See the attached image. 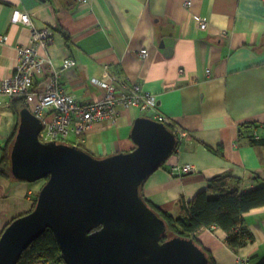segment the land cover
Segmentation results:
<instances>
[{"label": "crops", "instance_id": "0c3cea01", "mask_svg": "<svg viewBox=\"0 0 264 264\" xmlns=\"http://www.w3.org/2000/svg\"><path fill=\"white\" fill-rule=\"evenodd\" d=\"M16 12L27 13L32 26L14 22ZM201 20L208 22L206 30ZM46 29L54 32V41L36 45L51 62L35 79L36 87H45L64 60L73 59L77 66L64 71L60 81L67 94L94 103L105 94L94 79L113 75L127 87L139 83L157 97V109L174 131H182L177 152L143 185L154 206L177 216L182 198L193 201L213 177L226 172L241 179L243 193L264 186V143L247 139L248 134L264 139V0H0V82L13 75L19 46ZM16 109L0 95V161L17 134L24 109ZM118 110L116 121L96 122L82 139L71 134L69 142L82 143L98 158L130 152L136 146L133 125L143 115L136 107ZM245 124L258 129L244 127L241 136ZM186 164L195 171L174 172ZM45 183L0 174V235L31 212ZM244 217L255 241L238 252L219 227L197 233L216 264H238L240 255L250 264L264 262V206Z\"/></svg>", "mask_w": 264, "mask_h": 264}, {"label": "water", "instance_id": "95a60500", "mask_svg": "<svg viewBox=\"0 0 264 264\" xmlns=\"http://www.w3.org/2000/svg\"><path fill=\"white\" fill-rule=\"evenodd\" d=\"M42 129L29 109L21 111L11 173L18 181L46 183L35 208L1 235L0 264H18L47 229L54 232L65 264H210L193 238L161 242L167 224L140 193L175 153L178 133L139 117L131 132L135 148L98 158L76 145L42 143Z\"/></svg>", "mask_w": 264, "mask_h": 264}, {"label": "built area", "instance_id": "2783aa9c", "mask_svg": "<svg viewBox=\"0 0 264 264\" xmlns=\"http://www.w3.org/2000/svg\"><path fill=\"white\" fill-rule=\"evenodd\" d=\"M191 2H187L190 5ZM13 21L25 26H32L27 13L16 12ZM200 28L206 30L208 22L200 21ZM54 41V32L51 30L34 31L31 44L19 46V59L14 73L0 82V95L11 100L25 97L31 106V112L42 121L43 129L39 134L42 143H66L71 134L80 139L96 122L116 121L119 115V106L136 107L141 115L159 123L169 124L168 118L158 111L157 97L145 91L141 84L136 83L127 87L117 76H107L104 79H94L93 83L102 87L104 96L94 103H81L74 96L67 94L61 87L60 81L64 71L77 66L73 59H66L62 68L55 70L48 79L45 87H36L35 79L41 76L44 67L50 60L41 57L36 43L48 47ZM142 58L146 57L147 50L140 51ZM183 136L182 131L177 132ZM195 171V166L186 164L174 169L176 174H185ZM238 264H250L249 258L240 255Z\"/></svg>", "mask_w": 264, "mask_h": 264}, {"label": "trees", "instance_id": "16d2710c", "mask_svg": "<svg viewBox=\"0 0 264 264\" xmlns=\"http://www.w3.org/2000/svg\"><path fill=\"white\" fill-rule=\"evenodd\" d=\"M12 102L15 103L17 109L20 108V110L16 109L17 112H20L28 106L25 97L12 100ZM167 127L170 131L174 132L171 125L167 124ZM244 127L247 128L249 132H251V129H258V126L255 124H245L241 127V136H243ZM15 135L16 131L3 150V156L0 161V174L5 178L15 179L11 173L10 157V148ZM247 139L254 145H261L264 143V139L257 140L253 135L249 134ZM68 143L74 145L73 142L68 141ZM77 146L90 153L85 149L82 143L77 144ZM178 147L175 152H177ZM210 150L214 151L213 149ZM217 153L219 155L222 154L220 149ZM90 154L93 155L92 153ZM142 189L143 186L141 187L140 193L145 202L159 217L164 219L167 224V231L161 242L174 237L193 238L194 241L202 247V244L197 238V233L212 227H219L228 233L227 243L235 252H238L241 248L255 241L253 233L245 224L244 215L252 209L264 206V186L254 191L243 193L241 192V179L235 177L230 172L219 174L209 181L208 189L196 195L193 201L187 202L182 198L179 201L180 211L177 216L162 207L154 206L145 198ZM36 202L37 197L34 200L33 209L35 208ZM206 251L209 256L210 264H216L211 252L208 250ZM18 264H65L54 232L51 229H47L38 239L33 241L23 252ZM261 264H264V262Z\"/></svg>", "mask_w": 264, "mask_h": 264}, {"label": "clouds", "instance_id": "9594fccd", "mask_svg": "<svg viewBox=\"0 0 264 264\" xmlns=\"http://www.w3.org/2000/svg\"><path fill=\"white\" fill-rule=\"evenodd\" d=\"M66 143L69 144L68 141H67ZM76 146H77V145H76Z\"/></svg>", "mask_w": 264, "mask_h": 264}, {"label": "bare ground", "instance_id": "6f19581e", "mask_svg": "<svg viewBox=\"0 0 264 264\" xmlns=\"http://www.w3.org/2000/svg\"><path fill=\"white\" fill-rule=\"evenodd\" d=\"M166 126H167V124H166ZM175 132V131H174ZM177 133V132H176Z\"/></svg>", "mask_w": 264, "mask_h": 264}]
</instances>
